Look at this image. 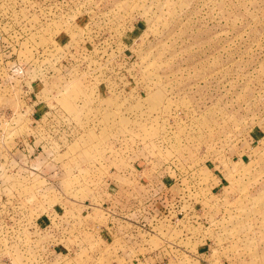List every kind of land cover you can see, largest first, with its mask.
Instances as JSON below:
<instances>
[{
  "label": "rangeland",
  "instance_id": "rangeland-1",
  "mask_svg": "<svg viewBox=\"0 0 264 264\" xmlns=\"http://www.w3.org/2000/svg\"><path fill=\"white\" fill-rule=\"evenodd\" d=\"M0 264H264V0H0Z\"/></svg>",
  "mask_w": 264,
  "mask_h": 264
}]
</instances>
